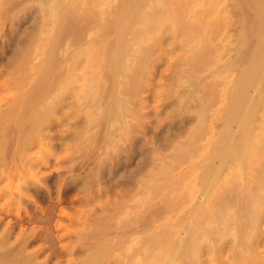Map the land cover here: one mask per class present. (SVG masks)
<instances>
[{
	"label": "rangeland",
	"instance_id": "rangeland-1",
	"mask_svg": "<svg viewBox=\"0 0 264 264\" xmlns=\"http://www.w3.org/2000/svg\"><path fill=\"white\" fill-rule=\"evenodd\" d=\"M0 264H264V0H0Z\"/></svg>",
	"mask_w": 264,
	"mask_h": 264
},
{
	"label": "bare ground",
	"instance_id": "bare-ground-1",
	"mask_svg": "<svg viewBox=\"0 0 264 264\" xmlns=\"http://www.w3.org/2000/svg\"><path fill=\"white\" fill-rule=\"evenodd\" d=\"M145 1V0H144ZM163 1V0H162ZM137 2H138V0H137ZM152 2V1H151ZM155 2H157V1H155ZM145 3V2H144ZM154 3V2H153ZM164 4V3H163ZM209 4H210V2H209ZM141 5H143V3L141 4ZM131 6H133V5H131ZM130 6V7H131ZM137 6V5H136ZM156 7V6H155ZM160 7H161V4H160ZM137 9H138V7H137ZM141 9V8H140ZM149 9V8H148ZM164 9V8H163ZM130 10H131V8H130ZM139 10V9H138ZM144 11V10H143ZM137 12V11H136ZM145 12V11H144ZM156 12V11H155ZM167 13H169V12H167ZM161 14V13H160ZM171 14V13H170ZM163 16V15H162ZM172 16V15H171ZM166 17V16H165ZM167 18V17H166ZM173 18V17H172ZM126 19V18H125ZM159 19V18H158ZM169 19V18H168ZM171 20H173V19H171ZM146 21V20H145ZM156 20H154V22H155ZM143 23V22H142ZM158 25V24H157ZM147 28V27H146ZM140 32H142L141 30H140ZM261 139V138H260ZM263 140V139H262ZM235 149V148H234ZM236 151V150H235ZM195 228V227H194ZM193 230V229H192ZM197 230V229H196ZM195 233V232H194Z\"/></svg>",
	"mask_w": 264,
	"mask_h": 264
}]
</instances>
